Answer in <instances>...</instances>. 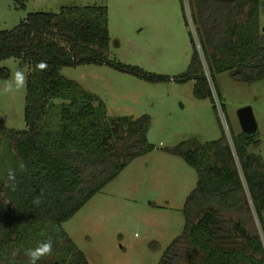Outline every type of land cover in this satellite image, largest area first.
I'll use <instances>...</instances> for the list:
<instances>
[{
	"label": "trees",
	"instance_id": "trees-1",
	"mask_svg": "<svg viewBox=\"0 0 264 264\" xmlns=\"http://www.w3.org/2000/svg\"><path fill=\"white\" fill-rule=\"evenodd\" d=\"M196 43L186 71L175 77L155 75L105 56L108 45L106 8L62 7L57 14L30 13L11 30L0 31V62L15 59L29 68L25 87V129L0 128L8 151L0 162V263L16 245L53 238L58 255L52 264H87L86 258L61 229L91 197L134 159L153 151L147 140L150 118H108L104 105L83 95L63 68L107 66L148 83L193 81L197 100L220 108L215 74L228 71L238 82L264 79V34L257 31L261 0H187ZM25 0H19L23 9ZM186 23V21H185ZM187 25V23H186ZM46 70H37L40 61ZM204 65L207 70L205 74ZM255 135L239 133L229 143L221 137L208 145L182 142L169 153L180 157L197 175L183 206V232L164 250L157 264H264V167ZM211 155L202 159L198 152ZM26 170L20 172L19 164ZM9 168L17 169L12 190ZM39 197L41 203H34ZM27 240V241H26ZM59 241L63 246L59 245ZM61 247V248H60ZM28 249V248H27Z\"/></svg>",
	"mask_w": 264,
	"mask_h": 264
},
{
	"label": "rangeland",
	"instance_id": "rangeland-1",
	"mask_svg": "<svg viewBox=\"0 0 264 264\" xmlns=\"http://www.w3.org/2000/svg\"><path fill=\"white\" fill-rule=\"evenodd\" d=\"M261 2L259 33L264 27V0ZM23 5L21 9L19 0H0V31L11 30L30 13L57 14L62 7H105L107 59L150 74L175 77L184 73L192 55L189 34L196 43L187 0H25ZM17 68L29 72L28 66L18 60L0 62V128L22 131L25 88L3 92L5 82ZM204 70L207 75L205 65ZM60 76L73 81L83 95L96 97L108 118H150L147 140L153 151L131 161L61 224L87 264L158 263L169 244L182 235V206L197 181L195 170L168 150L187 141L206 146L220 138L222 131L231 142L241 133L237 118L241 108H251L257 126L259 145L247 150L259 155L264 167V79L246 84L235 81L228 71L216 73L224 108L221 111L219 106L216 115L209 100L194 98L193 81L148 83L104 65L63 68ZM213 98L219 104L214 93ZM6 151L8 139L1 134L0 162ZM198 155L206 161L211 156L200 151ZM262 222L264 228V213ZM246 228L257 231L264 249L254 216L252 225ZM32 238H26L31 239L26 246L16 245L7 251V264H27L25 250L40 241L34 243ZM192 251L196 264H202V255L197 249ZM57 255L55 249L37 264H52ZM182 264H186L184 259Z\"/></svg>",
	"mask_w": 264,
	"mask_h": 264
},
{
	"label": "clouds",
	"instance_id": "clouds-1",
	"mask_svg": "<svg viewBox=\"0 0 264 264\" xmlns=\"http://www.w3.org/2000/svg\"><path fill=\"white\" fill-rule=\"evenodd\" d=\"M37 70H46L47 63L46 61H40L36 65ZM28 82V74L25 73L22 69L17 68L15 72L13 73L10 80L5 82L3 87V92L5 94L9 93H15L22 89H24ZM20 172H23L26 170L25 165L23 163L19 164ZM17 169L9 168L7 172V179L10 182V186L12 190H15L17 180ZM34 203L39 205L41 203V200L39 197H37L34 200ZM53 238L51 236H48L46 239H43L35 245V247H31L25 250V255L28 258L27 264H37L38 261H40L45 256H50L53 253ZM15 255V253H14Z\"/></svg>",
	"mask_w": 264,
	"mask_h": 264
},
{
	"label": "water",
	"instance_id": "water-1",
	"mask_svg": "<svg viewBox=\"0 0 264 264\" xmlns=\"http://www.w3.org/2000/svg\"><path fill=\"white\" fill-rule=\"evenodd\" d=\"M261 32L264 34V27L262 28ZM237 118L241 133L248 136L256 134L257 126L249 106L239 109L237 111Z\"/></svg>",
	"mask_w": 264,
	"mask_h": 264
},
{
	"label": "built area",
	"instance_id": "built-area-1",
	"mask_svg": "<svg viewBox=\"0 0 264 264\" xmlns=\"http://www.w3.org/2000/svg\"><path fill=\"white\" fill-rule=\"evenodd\" d=\"M207 79H208V82H209V86L211 87L212 85H211V82H210V80H209V78H208V76H207ZM211 90H212V87H211ZM212 93H214L213 92V90H212ZM215 106H216V109H218V107L220 106L217 102H215ZM221 109V108H220ZM222 111V110H221ZM230 143V142H229Z\"/></svg>",
	"mask_w": 264,
	"mask_h": 264
}]
</instances>
